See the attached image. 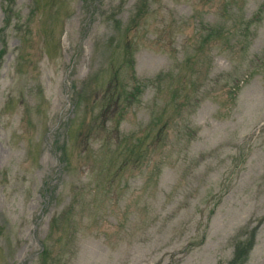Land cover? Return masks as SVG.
I'll return each mask as SVG.
<instances>
[{
  "label": "rangeland",
  "instance_id": "rangeland-1",
  "mask_svg": "<svg viewBox=\"0 0 264 264\" xmlns=\"http://www.w3.org/2000/svg\"><path fill=\"white\" fill-rule=\"evenodd\" d=\"M5 4L0 264H264V0Z\"/></svg>",
  "mask_w": 264,
  "mask_h": 264
},
{
  "label": "trees",
  "instance_id": "trees-1",
  "mask_svg": "<svg viewBox=\"0 0 264 264\" xmlns=\"http://www.w3.org/2000/svg\"><path fill=\"white\" fill-rule=\"evenodd\" d=\"M5 3L8 4V5H12V0H5ZM5 4V7H4V11H5V16L7 17V25L10 21V13H11V7H8V5ZM6 27V26H5ZM3 28L0 29V34L2 35L3 33ZM241 257L238 255V253L236 254V257H235V260L233 262H231V264H236V262L238 260H240Z\"/></svg>",
  "mask_w": 264,
  "mask_h": 264
}]
</instances>
